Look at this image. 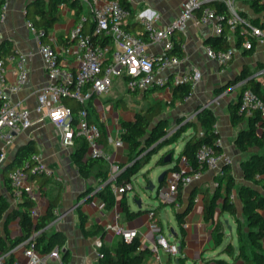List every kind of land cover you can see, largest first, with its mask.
<instances>
[{"label": "crops", "instance_id": "0c3cea01", "mask_svg": "<svg viewBox=\"0 0 264 264\" xmlns=\"http://www.w3.org/2000/svg\"><path fill=\"white\" fill-rule=\"evenodd\" d=\"M2 1L4 5L1 8V13H4V20L0 22V56L4 58L7 52H19L28 56L26 64L28 82L19 93L12 95L11 98L15 102H20L22 107L29 110L32 119L35 120L37 118V114L34 111L36 107V92L41 87L52 84L43 68L35 34L28 26L27 13L33 10V4L39 0ZM42 1L49 2V0ZM128 1L132 14L125 22L124 27L130 33L138 36L145 35L142 23L138 19L140 13H144L146 17L153 19L157 28L167 30L178 18L182 2V0ZM60 2L59 20L54 24L47 39L48 43L60 54L59 60L62 66L65 69L74 70L77 65L78 51L68 37L71 30L78 25L81 26L83 33L87 35L92 33L91 10L87 0H60ZM235 9L237 13L243 15L246 19H256L260 24H264V13H255L251 8L250 0H237ZM175 34L172 35V38L182 42L184 58L177 68L170 70L169 75L196 68L201 72V80L183 103L175 104L174 106L166 105L163 117L168 120L169 128H174L179 120L195 121V114L198 109H211L216 119L214 127L220 139V151L232 160L230 167L235 184L237 187L249 186L243 180L241 171V163L249 157V154L240 152L235 146V138L238 132L247 125L246 121H244L238 126H233L230 108L237 104L243 86L251 82H260L264 86V75L260 74L264 68V44L257 43L251 55H246L242 48L237 49L233 60L227 66L221 67L215 61L208 59L204 51V47L207 46L206 40L214 36L212 24L188 21L185 31ZM146 52L150 57L157 58L162 54L163 46L148 43ZM243 72L247 74L246 80L233 84L232 82ZM6 73L7 81L14 82L15 66L13 63L6 64ZM145 92L146 97L143 95ZM125 93L131 94L132 100H129V102L123 101L122 95ZM170 99L169 88H150L148 91H140L135 95L126 89L123 80L121 82L116 80L111 94L106 97L95 96L91 102V107L97 122L103 126L107 140L115 141L119 139L122 132L121 121H132L135 114L145 110L149 104L156 102L167 104ZM146 100L149 103L144 105ZM136 104H139V106ZM133 107H139L141 110L133 111ZM143 107L145 108L143 109ZM189 133L190 131L185 135ZM30 142H33L39 150V161L53 172V178H50L46 186L40 188L36 181L40 188L35 206L38 217L46 213L48 200L55 195L56 188L58 186L61 188L60 205L55 213L57 217L49 224L47 231L49 234L59 233L63 246L61 247L60 261L50 262V264H62L65 252L67 254L66 264H99V260L95 255V240L100 238L104 247L112 248L118 242V237L104 232L95 237L85 236L81 230L79 218V212H81L85 216L86 228L99 225L103 229L105 224L113 221L111 209H105L104 204L95 195L90 198L89 196L92 192L88 196L83 197L84 193L89 188H94L99 180L95 177L83 178L80 176L73 162V149L61 147L58 131L48 122H36L30 129L16 137L0 171L4 165L15 157L19 147ZM106 151L107 156H109V170L111 165L127 164L128 150L125 144L121 148H114L108 142ZM174 163L175 161L172 164L170 163V166H173ZM1 183L4 187L0 189V193L9 203L14 205L11 190L4 185L2 171L0 174V187ZM219 186L215 174L211 171H205L199 181L182 189V202H176L177 207L171 204L162 206L156 215L159 225L158 233L164 237L161 223L162 216L166 219L169 227L171 219L174 220L176 229L173 227L169 228L168 234L171 242L178 243L181 237V230L183 229L185 246L179 256L183 259L182 264H216V260H224L230 264L242 263L241 259H232L226 253H223L225 245L229 242L234 247L235 255L238 251L235 221L227 213L220 216V220L224 222L225 229L222 243L217 246L212 235L213 227L203 219V196L206 192L213 193ZM220 188L222 193L223 186L221 185ZM191 193H194L193 207L186 216L185 224L181 229L175 219V213L183 210ZM233 196V203L238 211V216L244 222L241 201L236 190L233 192ZM126 198L128 203V195ZM130 210L136 212L131 207ZM138 210H141V207ZM149 210L141 211L142 213H139L131 220H124L122 216L121 224L127 229L136 230L141 242V249L151 251L155 244L157 233L149 228L147 216V211ZM169 215L172 216L171 219ZM218 216L219 209L215 219ZM225 221H227V224H225ZM228 226L230 230H228ZM6 232L9 240H14L20 236L21 231L18 219L12 220L7 224ZM4 233L2 232V236H5ZM261 245L264 250V237ZM15 257L23 263L26 261L19 252ZM176 260L163 251H159L157 254L150 253L144 264H169V262L170 264H176Z\"/></svg>", "mask_w": 264, "mask_h": 264}, {"label": "built area", "instance_id": "2783aa9c", "mask_svg": "<svg viewBox=\"0 0 264 264\" xmlns=\"http://www.w3.org/2000/svg\"><path fill=\"white\" fill-rule=\"evenodd\" d=\"M87 1L93 22L92 34L98 37H109L112 45L94 44L91 36L83 33L80 25L74 27L69 34V40L78 51L77 65L74 70L65 69L59 60L60 54L57 50L50 43H42L43 34L36 33L31 24H28L35 34L43 68L52 81V84L41 87L36 92L34 111L37 118L35 120L32 119L29 110L11 98L12 95L19 93L28 82L26 68L28 56L12 52L4 58H0V168L16 137L30 129L36 122L52 124L58 131L62 148L73 149L75 140L82 138L87 146L85 158L104 157L109 162V156L104 153L100 142L99 124L89 122L85 110L78 112L76 123L73 124L72 112L64 104V101L70 98L82 106H86L88 101L95 96L110 95L117 79H122L126 89L130 92H140L150 88L170 89L171 86L178 84H188L194 89L201 80V72L198 69L193 68L189 71L175 72L171 76L169 75L170 70L177 68L182 61L177 56L169 54L176 41L172 35L176 32H184L188 21L212 24V32L216 37L222 36L227 29L228 49L214 50L209 46L204 47L207 58L215 61L221 67L227 66L233 60L237 51L236 40L238 38L241 40L243 50L253 49V40L256 41V44H264V28L252 25L237 13L235 9L237 0H182L180 14L167 30L157 28L153 19L140 13L138 19L142 23L145 39L124 29V24L130 18L131 11L123 7L117 0ZM258 1L264 3V0ZM207 2L224 4L230 17L225 18L222 14L217 13L209 4H205ZM3 20L4 13H1L0 22ZM148 43L162 45V54L157 58L150 57L146 52ZM109 53H111L110 58ZM11 63L15 66V81L12 83L7 81L6 76V64ZM260 74L264 75V68ZM237 104L239 114L251 116L258 113L264 121V99L250 89H245L240 93ZM108 142L114 148L123 146L120 138L115 141L108 140ZM215 144L220 146L219 137ZM195 159L196 169L185 157H180L167 171L162 183L157 188V199L160 201V205L171 204L177 207L176 199L179 189L199 181L205 171L213 172L216 177L221 176L222 168L231 166L232 161L224 153L216 152L212 146L206 144H202L197 149ZM34 161L33 166L27 165L24 170L21 168L10 170L7 180L14 204L25 196L34 203L31 216L36 219L38 212L35 206L40 188L36 181H31L30 178L32 176L53 178V172L42 164L38 157H35ZM174 167L175 169H173ZM119 172L118 165H111L107 183L112 182L111 191L115 197V205L111 209L113 221L104 225L103 232L130 242L134 238H138V233L121 224L123 215L119 210L118 201L123 194L133 191V185L128 183L118 186L113 183ZM98 190L99 188L92 193L95 194ZM233 199L232 194L231 200L233 201ZM153 210L147 211L149 228L157 233L155 244L150 252L157 254L159 251H163L173 259H177L180 256L179 244L169 241L158 233V220ZM103 246L102 239L95 240L94 249L98 260L102 258L99 250ZM18 252L26 260L25 263L15 257ZM9 256H13V264H50V262L60 261L61 248L54 247L48 253L41 254L33 246L21 243L9 252L0 254V264H6Z\"/></svg>", "mask_w": 264, "mask_h": 264}, {"label": "trees", "instance_id": "16d2710c", "mask_svg": "<svg viewBox=\"0 0 264 264\" xmlns=\"http://www.w3.org/2000/svg\"><path fill=\"white\" fill-rule=\"evenodd\" d=\"M117 1L123 7L130 10L128 0ZM250 2L251 8L255 13H264V3L258 0H250ZM60 3V0H49V2L39 0L33 4V10L27 13L29 23L33 30L36 33L41 32L43 34L41 38L42 43H48V34L54 24L59 20ZM3 5L4 2L1 0L0 14ZM210 6L225 18L230 17V13L224 4L212 2ZM243 18L246 19L244 16ZM246 20L254 26L264 28V24H260L256 19ZM124 29L128 31L125 27ZM227 35L228 31L226 29L222 36L210 37L205 43L214 50H226L229 48L226 39ZM90 36L94 44L100 46L112 45L109 37H98L92 33ZM139 37L145 39V35H140ZM252 44L254 49L256 41L253 40ZM181 46V41H175L174 48L169 54L183 59L184 52ZM236 48H241V40L239 38L236 40ZM253 49L244 50V53L246 55H251ZM10 53L12 52H7L4 56ZM108 56L110 58L111 53H109ZM0 58H3V56H0ZM246 75L247 74L243 72L232 83L236 84L240 81L246 80ZM242 88L243 90L250 89L264 99V86H262L260 82H251ZM130 93L135 95L138 94V92ZM191 93L192 88L188 84L171 86V99L169 103H151L145 110L137 112L132 121L120 122L122 132L119 138L121 142L126 145L128 150L127 164H118L120 172L113 183L118 186H124L131 183L132 178L138 174L145 164L149 163L152 155L165 147L177 143L181 138L184 140V145L176 161L180 157H185L195 169L197 168L195 154L202 144L210 145L216 152H221L220 146L215 144L218 134L214 127L216 123L215 115L211 109H198L195 114V121L179 120L174 127L175 129L169 128L168 120L163 117L166 105L174 106L175 104L183 103ZM143 95L146 97V92ZM92 100L93 98L88 101L86 106H82L70 98L64 101V104L69 107L72 112L73 124L76 123L78 112L80 110L86 111L89 122L98 123L91 107ZM237 109L238 104L231 106L230 108L231 123L233 126H238L246 121L247 126L240 129L235 138V146L240 152L249 154V157L241 163L242 178L249 184V186L237 187L231 174V167H223L222 175L216 177L217 183L220 186H223L222 193L220 192V186L215 189L213 193H205L202 200L203 219L213 227V239L216 245L220 246L224 237L225 229L224 222L220 220V216L227 213L236 223L238 251L235 255L234 247L231 242H229L225 245L223 253H226L232 259H241L244 264H264V250L261 245V241L264 237V121L260 118L258 113L251 116H245L239 114ZM98 124L101 129L100 142L103 146L104 153L107 155L106 149L108 146V140L106 133L103 126L100 123ZM173 129L174 131L172 132ZM188 131H190V133L185 135ZM200 133H202V135H200ZM86 149L87 146L85 140L82 138L76 139L72 153L73 162L81 177H95L99 180V190L94 195L104 204L105 209L110 210L115 205V197L111 191L112 183H107L109 162L104 157L93 159L85 158ZM38 155L39 150L33 142L19 147L13 159L12 166L4 165L1 170L4 175L5 187L11 190L7 180V174L10 170L14 168H21L24 170L27 165L33 166L35 163L34 158L38 157ZM168 155H170L168 164L172 163L174 161V153L172 150H168L159 157L156 161V165H168L164 162ZM173 169H175V167ZM30 180L37 181L40 188H42L47 185L50 178L45 176H32ZM235 190L238 192L241 201L244 222L239 218L236 206L231 200V195ZM93 191V189L89 188L84 193L83 197L88 196ZM126 197L127 193L120 197L118 207L124 219L131 220L142 212L141 210L136 212L131 211ZM60 198L61 188L58 186L55 195L48 200L46 213L43 216L34 219L31 216V209L34 207L32 201L23 196L20 201L12 205L0 193V254L9 252L21 243H25L26 246H33L34 249L41 254L48 253L54 247L61 248L63 243L62 240H60V234H49L47 231L49 224L57 217L55 211H57L60 205ZM134 199H138V196L134 195ZM193 200L194 193H191L183 210L175 213V219L181 229L185 224L186 216L192 210ZM176 202H182V189H179ZM161 207L162 205H159L153 210L155 215H157ZM218 209L219 216L215 219ZM79 218L80 227L85 236L95 237L102 234L103 229L99 225L91 228L85 227V216L81 212H79ZM15 219H18L21 233L20 236L14 240H9L6 226L9 222ZM2 232H5V236H2ZM34 234L37 235L35 236ZM178 243L182 250L185 246L183 229L181 230V237L178 240ZM99 251L102 254V258L99 259V264H144L151 253L147 249H141L139 238H134L130 242H125L121 238H118V242L114 247L108 248L103 246ZM66 260L67 254L65 252L62 258V264H66ZM177 260L179 261V264H182L183 259L181 257H178ZM13 262V256H9L6 264H13ZM216 264L230 263H227L224 260H216Z\"/></svg>", "mask_w": 264, "mask_h": 264}, {"label": "rangeland", "instance_id": "374dc122", "mask_svg": "<svg viewBox=\"0 0 264 264\" xmlns=\"http://www.w3.org/2000/svg\"><path fill=\"white\" fill-rule=\"evenodd\" d=\"M177 34H178V32L175 35H177ZM117 80H118V82L122 81V79H117ZM122 99H123V101L129 102V100H132V95L129 93H125L122 95ZM148 100H146L144 105L149 103ZM113 105L115 106L114 102H113ZM136 105L139 106V104H136ZM144 108L145 107H143V109ZM132 110L137 112L138 110H141V109L139 107H136ZM174 129L172 130V132L174 131ZM183 144L184 143H183V138H182L176 144H173L169 147H165V148L159 150L156 154L152 155L149 163L145 164L141 168V170L138 172V174L132 178L131 183L133 185V191L129 192L127 195H128V204L130 205V207L133 210L137 211L139 209L134 203V201H135L134 195H137L138 199L141 202V211H146V210H149L150 208H157L160 205V201L157 199V188L159 186L158 178L163 172L168 171L172 167V166H170L172 163L165 165V166H157L156 161L159 159V157L162 154H164L168 150L173 151V153H174L173 159H174V161H176L180 151L182 150ZM0 174H1V171H0ZM149 183H151L154 186V189L152 191L146 190ZM3 187L4 186L1 183L0 189H2ZM98 188H99V182L96 184V186L94 188H91V189L96 190ZM163 215H164V213H163ZM169 217L171 219L172 216L169 215ZM171 220H172V221H170L171 225L169 227L164 216H162V219H161V223H162V227H163V233H164L165 237L167 239H169V241H171L170 238L168 237L169 228L173 227L174 229H176L175 228L176 224H175L174 220L173 219H171Z\"/></svg>", "mask_w": 264, "mask_h": 264}, {"label": "water", "instance_id": "95a60500", "mask_svg": "<svg viewBox=\"0 0 264 264\" xmlns=\"http://www.w3.org/2000/svg\"><path fill=\"white\" fill-rule=\"evenodd\" d=\"M212 2H207V3H205L206 5H210ZM173 33V32H172ZM14 159V158H13ZM13 159L10 161V162H8L7 164H6V166H12V164H13ZM169 160H170V155H168L167 156V158L165 159V164H168L169 163ZM166 173H167V171L166 172H163L160 176H159V178H158V184L160 185L161 183H162V180H163V178H164V176L166 175ZM109 184H111L112 182H108ZM154 189V186L151 184V183H149V185L147 186V188H146V190L147 191H152ZM94 196V194L92 193L89 197L91 198V197H93ZM135 205L138 207V208H140L141 207V202H140V200L139 199H137L136 200V202H135ZM225 224H227V221H225ZM228 230H230V227L228 226ZM179 251L181 252V248L179 247ZM176 264H179V261L178 260H176V262H175Z\"/></svg>", "mask_w": 264, "mask_h": 264}]
</instances>
